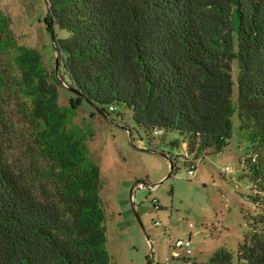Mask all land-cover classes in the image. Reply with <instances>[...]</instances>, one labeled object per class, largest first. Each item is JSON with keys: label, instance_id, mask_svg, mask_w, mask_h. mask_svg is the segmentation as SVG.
I'll return each mask as SVG.
<instances>
[{"label": "trees", "instance_id": "trees-1", "mask_svg": "<svg viewBox=\"0 0 264 264\" xmlns=\"http://www.w3.org/2000/svg\"><path fill=\"white\" fill-rule=\"evenodd\" d=\"M48 2L50 28L67 34L57 41L65 83L107 116L119 105L130 108L136 132L151 147L178 134L169 142L178 151L172 173L177 159L190 165L222 152L238 115L253 148L243 164L258 210L238 259L264 264V0ZM10 27L0 9V98L16 68L30 98L24 116L35 127L34 146L50 170L68 178L79 149L59 117L58 90L41 55L19 44ZM104 221L98 200L64 207L42 201L0 147V264H111Z\"/></svg>", "mask_w": 264, "mask_h": 264}, {"label": "rangeland", "instance_id": "rangeland-1", "mask_svg": "<svg viewBox=\"0 0 264 264\" xmlns=\"http://www.w3.org/2000/svg\"><path fill=\"white\" fill-rule=\"evenodd\" d=\"M0 9L11 18L18 43L41 55L48 80L59 93L64 130L79 149L68 178L49 169L51 163L34 146L35 127L24 116L30 98L23 94L20 73L13 68L15 77L4 83L0 98V147L24 183L42 201L56 206L98 200L111 264H239V245L251 234L258 210L243 164L254 155L253 148L239 128L238 115L233 117L230 144L222 152L205 155L193 176L190 166L177 159L172 173L170 160L178 151L169 142L179 139L178 134L151 147L136 132L130 108L119 105L107 116L65 83L57 41L67 34L57 26L50 28L45 0H0ZM232 67L237 82L236 60ZM237 96L235 85V103ZM227 168L230 171L224 173ZM178 240L191 241L190 259L170 260V247ZM222 250L226 254L215 258Z\"/></svg>", "mask_w": 264, "mask_h": 264}, {"label": "built area", "instance_id": "built-area-1", "mask_svg": "<svg viewBox=\"0 0 264 264\" xmlns=\"http://www.w3.org/2000/svg\"><path fill=\"white\" fill-rule=\"evenodd\" d=\"M187 155V153H184ZM198 162V161H197ZM197 162H191L190 163V170H189V175L190 176H193L195 171H196V166H197ZM230 171V168H227L224 170V173H228ZM149 188L151 190L155 189V186H150L149 185ZM154 204H155V208L156 210H160L161 207L159 206L158 204V201L155 200L154 201ZM171 258L170 260L174 261V260H177V259H190L192 257V254H193V251H192V248H191V241L188 240V241H185V240H178L174 245H171ZM169 260V262H170ZM168 264V263H167Z\"/></svg>", "mask_w": 264, "mask_h": 264}, {"label": "water", "instance_id": "water-1", "mask_svg": "<svg viewBox=\"0 0 264 264\" xmlns=\"http://www.w3.org/2000/svg\"><path fill=\"white\" fill-rule=\"evenodd\" d=\"M46 1V4L48 6V13L50 15H52V10H51V6H50V3L48 2V0H45ZM57 63H58V59H57ZM71 89V88H70ZM72 91H74L73 89H71ZM152 152H155V153H158V151H155V150H151ZM172 163V162H171ZM140 223L142 224L141 220H139Z\"/></svg>", "mask_w": 264, "mask_h": 264}, {"label": "crops", "instance_id": "crops-1", "mask_svg": "<svg viewBox=\"0 0 264 264\" xmlns=\"http://www.w3.org/2000/svg\"><path fill=\"white\" fill-rule=\"evenodd\" d=\"M141 141L147 143V141H146L145 139H143V138L141 139ZM149 148H150V147H149ZM151 150H153V149L150 148L149 151H151ZM155 151H157V150L155 149Z\"/></svg>", "mask_w": 264, "mask_h": 264}]
</instances>
